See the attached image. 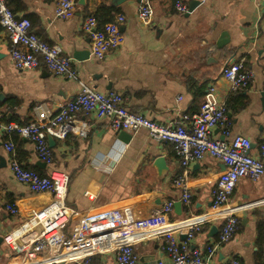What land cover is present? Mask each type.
<instances>
[{
	"label": "crops",
	"instance_id": "crops-1",
	"mask_svg": "<svg viewBox=\"0 0 264 264\" xmlns=\"http://www.w3.org/2000/svg\"><path fill=\"white\" fill-rule=\"evenodd\" d=\"M7 1L16 14L29 18L41 39L59 45L77 71V78L70 79L44 67L14 68L8 35L0 28V93L4 95L0 110L7 120L28 123L35 117L36 103L56 112L83 83L102 92H119L130 110L169 124L182 113H198L212 84L217 99L226 105L229 130L226 136L224 127L216 126L212 136L228 141L233 135L248 137L252 142L249 152L256 157L258 144L264 142V0H150L154 14L149 24L137 18L139 0L118 4L74 0V13L67 19L54 16L57 0ZM176 1L187 9L193 3L195 7L180 13ZM117 14L124 16L120 24L124 40L116 51L97 60L90 54V38L82 22L94 15L101 26ZM234 61H242L252 73L249 86L238 91H231L221 76L222 69ZM11 97L17 100L13 106L8 105ZM78 119L90 124L88 135L53 138L48 142L53 161L44 167L35 165L39 160L29 140L0 132V205L14 203L18 209L15 215L0 213L1 263L32 259L34 235L29 218L43 216L53 197L81 213L129 205L140 216L166 209L172 220L264 197V172L259 169L238 166L228 171L220 161L205 157L186 167L187 178L175 185L184 168L169 143L153 140L144 128L128 132L130 137L124 141L110 128L108 119L82 113ZM7 139L14 143L13 155L4 147ZM12 156L39 174L51 175L55 192L35 193L14 179L9 166ZM157 157H162L163 165L155 162ZM226 182L231 183L229 193L221 190ZM186 195L188 205L183 202ZM176 200L181 201L180 214L172 206ZM252 206L239 214L238 228L227 242L215 244L222 221L205 223L195 232L192 246L214 245L205 264H223L231 258L242 264H264V205ZM212 227L216 230L210 232ZM134 250L139 264H172L159 238L140 241ZM93 259L99 264H116L109 253Z\"/></svg>",
	"mask_w": 264,
	"mask_h": 264
},
{
	"label": "built area",
	"instance_id": "built-area-1",
	"mask_svg": "<svg viewBox=\"0 0 264 264\" xmlns=\"http://www.w3.org/2000/svg\"><path fill=\"white\" fill-rule=\"evenodd\" d=\"M175 9L184 13L187 12V5L176 1ZM74 10V0H57L54 16L67 19ZM153 14L150 0L138 1L136 15L141 23L149 24ZM123 20L122 14H117L101 26L94 15H88L83 20L81 28L90 38L92 57L104 59L120 47L124 40L120 30ZM0 28L8 35L9 57L14 68L44 67L54 75L77 78L71 58L63 54L59 45L41 39L32 30L29 18L16 14L7 0H0ZM221 76L231 91L247 88L252 79L251 70L242 61L228 63ZM215 92L216 87L210 84L198 113H182L178 119L163 124L130 110L121 93L112 90L102 92L81 83L79 92L66 100L56 112H51L43 103L34 104L35 117L26 124L4 120L0 110V132L15 133L29 140L37 159L49 165L53 154L47 138L64 139L70 133L86 137L90 124L78 119V114H93L98 119H108L114 131L134 132L144 128L153 140L169 143L184 168L174 180L175 185L187 178L186 167L205 157L220 161L228 171L241 166L264 172V142L258 144L254 157L249 152L252 142L248 137L233 135L228 141L212 136L216 126L224 127L223 135H229L227 108L224 102L217 99ZM4 147L11 155L14 154L12 140L7 139ZM9 166L14 179L26 184L30 191L55 192V180L51 175L39 174L24 167L14 156ZM221 190L229 193L231 183L221 184ZM183 202L189 204L187 195ZM252 205H264V197L253 203L215 206L205 213L172 220L167 217L166 209L152 210L148 215L140 216L129 205L81 213L66 208L58 197H53L44 207L43 216L33 214L29 218L34 235L32 259L14 264H91L93 256L106 253L112 254L116 264H139L134 246L140 241L155 238L161 239L162 249L172 264H205V260L213 255L214 245L204 249L192 246L195 232L205 223L222 221L215 244L227 242L238 228L239 214ZM1 211L15 215L18 209L14 203H5L0 205ZM180 235L184 238L180 239ZM223 264L242 263L237 258H231Z\"/></svg>",
	"mask_w": 264,
	"mask_h": 264
},
{
	"label": "water",
	"instance_id": "water-1",
	"mask_svg": "<svg viewBox=\"0 0 264 264\" xmlns=\"http://www.w3.org/2000/svg\"><path fill=\"white\" fill-rule=\"evenodd\" d=\"M122 1H123V0H111V3H113V4H118V3L122 2ZM79 3H83V0H79ZM194 7H195L194 3H193V4H190V6L188 7L186 13L190 12ZM262 96H263V98H264V93H262ZM3 97H4L3 93H0V98H3ZM117 133H118V135H119L124 141L128 140L129 137H130V134L128 133V131H125V130H119V131H117ZM47 139H48V142H52V141H53V138H52L51 136H49ZM155 162H156V163L159 162V166L163 165V159H162V157H157V159H156ZM35 165H36L37 167H44V166H45V163H43L42 161H38V162L35 163ZM157 165H158V164H157ZM172 206H173V209H174L175 213H177V214H180V213H181V207H182V206H181V201H180V200H176V201H174V202L172 203ZM214 230H216V227H212V229L210 230V232H212V231H214ZM180 238L183 239V238H184V235H180ZM140 262H142V259H140ZM157 263H158V261H155V262L152 263V264H157ZM143 264H144V263H143Z\"/></svg>",
	"mask_w": 264,
	"mask_h": 264
},
{
	"label": "trees",
	"instance_id": "trees-1",
	"mask_svg": "<svg viewBox=\"0 0 264 264\" xmlns=\"http://www.w3.org/2000/svg\"><path fill=\"white\" fill-rule=\"evenodd\" d=\"M8 5H9V3H8ZM9 7L13 10V8L9 5ZM17 103V100L15 99V98H13V97H11V98H8V105H15ZM2 118L5 120H7V118H6V114L4 113V112H2ZM9 120V119H8ZM16 120V119H15ZM16 121H19V120H16ZM19 123V122H18ZM25 167V166H24ZM96 256V255H95ZM94 257V256H93ZM93 257L91 258V264H99V263H97V262H95L94 261V259H93Z\"/></svg>",
	"mask_w": 264,
	"mask_h": 264
},
{
	"label": "bare ground",
	"instance_id": "bare-ground-1",
	"mask_svg": "<svg viewBox=\"0 0 264 264\" xmlns=\"http://www.w3.org/2000/svg\"><path fill=\"white\" fill-rule=\"evenodd\" d=\"M56 258H57V256H55ZM41 261H43V260H41Z\"/></svg>",
	"mask_w": 264,
	"mask_h": 264
}]
</instances>
